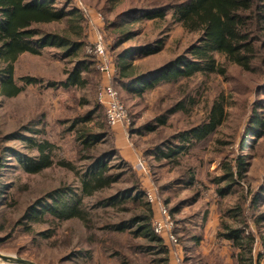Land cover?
Wrapping results in <instances>:
<instances>
[{
    "label": "rangeland",
    "instance_id": "rangeland-1",
    "mask_svg": "<svg viewBox=\"0 0 264 264\" xmlns=\"http://www.w3.org/2000/svg\"><path fill=\"white\" fill-rule=\"evenodd\" d=\"M112 1L114 3L121 1L125 4L144 2V0ZM73 2L81 7L87 20V23L82 24L84 26L82 48L68 56L63 55V50L58 47H45L37 55L28 52L20 54L13 62L15 82L23 85L19 78L24 75L35 76L41 82L35 85H24L22 91L12 97L0 94V152L5 147H12L25 155L35 154L34 149L27 147L22 140L8 137L11 134L31 135L26 132V129L32 127L41 131L42 138L54 144L53 157L57 162L40 173L29 174L22 172L13 156L6 155L5 162L9 168L4 169L3 182L6 185L13 182L18 187L15 198L20 204L34 202L35 198L63 184L77 186L74 191L80 193L78 187L81 183L77 175L86 178L87 169H91L87 166L89 157L103 155L104 151L114 152V155H109L105 161L108 172L114 174L116 181L93 192L92 195L83 197V206L86 209L88 207L91 212L92 228L90 229L95 233L96 240L88 242V232L82 222L72 219L61 224L56 235L50 240L39 237V243L34 245L27 236H24L22 239L14 240L8 246L13 248L28 244L33 254L39 255L44 261L52 264H164L162 259L168 257V253L163 252V246H166L165 233L159 234L153 229L152 219L159 213L157 204H146L145 192L149 188L155 192L156 199L169 211L171 230L176 235L180 246L175 250L182 264H223L219 259L210 263L216 258L212 252L207 255V258H212L210 262L203 256L202 239L204 235H208L204 229L210 231L214 227V235H216L217 228V234L227 231L222 222L228 223L233 228L240 227L241 213L233 209L237 199L243 194L247 195L249 200L252 193L257 192L260 186H264V136L250 137L243 146L244 149L238 148L245 128V111L241 110L240 102L236 100L235 90H243L256 78L240 72L237 66L225 61L222 54L214 53L218 62H227L232 78L215 73H199L190 78L163 80L153 89L144 92L142 97L131 95L122 100L127 109L129 122L119 126L118 134L119 128L107 125L103 114L100 113L101 116H99L96 112L89 118V112L98 103L97 94L102 85L99 71L95 69L98 72L95 87L93 81L89 79L83 87L72 86L69 89H61L59 81L67 76L76 62L85 58L93 59L88 49L93 47V41L99 33L110 63L114 65L116 64L115 53L119 49L130 46L135 51L146 42L162 39L164 46L161 51L144 57L132 56L134 58L131 61L133 65L131 68H135L138 72L156 68L182 53L197 35L186 32L179 23L174 22L171 17L172 12L168 10L163 19L138 16L129 25L134 35L118 44V34L106 29L101 11L81 0H73ZM109 4L111 5L110 2ZM78 25L79 21L70 19L45 24L43 27L60 31L63 29L74 37ZM112 47L117 48L112 50ZM52 81L55 85L48 87V83ZM255 94L256 91L246 97L249 104L253 101ZM221 96L224 117L214 132L183 154L179 159V165L164 159L155 160L150 149L156 140L198 124L206 118L212 103ZM182 97H186L183 102L188 110L168 113V108L175 105ZM163 115L166 117L164 124L157 119ZM147 124H154L155 130L147 131L145 129ZM82 130L94 133L107 130L108 134L93 142L89 148H83L81 139L77 136V132ZM233 152L235 155H246L245 170L240 173L238 183L234 184V190L230 192L225 190L224 194L219 196L216 194L215 185L209 179L221 173L218 169L220 158H223L225 154L231 157ZM138 158L147 164L148 174H138L139 170L136 167ZM61 159L71 161L74 168L70 170L57 164ZM182 169L194 174L196 183L193 187L185 186V183L178 179ZM130 170L133 171L134 178L144 191V195L138 202L136 204L128 202L125 206L123 204L97 205L101 197L131 185L133 178ZM122 171L124 174L120 175ZM219 187L224 188L225 185L222 183ZM195 193L198 196L191 200ZM149 207L152 232L161 237V240H156L150 232L145 230L135 232L138 225L146 222L145 218L129 223L130 217L149 214ZM18 209L16 212H10V207L7 211L8 215L14 216L18 213ZM263 209L264 196L260 200L259 211ZM245 215L248 222L245 232H252L255 235L254 246L250 253L253 258L258 252L264 253V218L254 221L250 209L244 212ZM123 220L128 222L124 230L117 229L116 226L106 227L107 223L124 227L121 226ZM40 226L44 228L46 224ZM195 237L200 238L194 240ZM216 238V245H226V239ZM12 248H0V251L17 254L15 248ZM87 248L91 250L90 257L79 256L62 261L67 254ZM225 248L227 253L224 255L226 256L224 263L233 264V257H230V254L234 248L232 247L231 250V247L227 245ZM245 255L249 256L248 253ZM19 256L27 258L24 255ZM261 262H264V256ZM0 264L3 263L0 262ZM43 264L46 263L43 262Z\"/></svg>",
    "mask_w": 264,
    "mask_h": 264
},
{
    "label": "trees",
    "instance_id": "trees-1",
    "mask_svg": "<svg viewBox=\"0 0 264 264\" xmlns=\"http://www.w3.org/2000/svg\"><path fill=\"white\" fill-rule=\"evenodd\" d=\"M81 1L95 6L101 11L106 29L118 34V44L127 41L134 35V32L129 29V25L138 16L163 19L168 10L172 12L171 17L174 22L179 23L186 32L197 35L196 39L182 53L175 55L162 65L144 72H138L135 68H131L133 66L131 61L134 58L132 56L144 57L161 51L164 46L162 39L146 42L135 51L130 46L119 49L115 53L116 64L113 65L116 67V72L112 79V85L118 89L121 101L131 95L142 97L144 92L153 89L163 80L190 78L199 73H215L232 78L233 75L227 68L228 62L237 66L240 72L256 78L243 90H235L236 100L240 102L241 110L245 111V128L238 148L244 149L243 146L250 137L264 136V0H166L164 2L162 0H144L141 4L132 2L125 4L121 1L114 3L112 0ZM70 19L79 21L74 37L63 29L60 31L43 27L45 24L59 23L62 20ZM84 23H87L86 17L81 7L76 6L73 0H0V94L12 97L20 93L24 85H35L41 82L39 78L29 75L19 78L23 85H18L15 82L13 62L20 54L28 52L37 55L45 47H58L63 50V55L68 56L75 54L77 49H81L84 45V26L82 25ZM116 48L112 47V50ZM214 53L222 54L227 62H218ZM93 66L94 61L90 58L76 62L68 71L67 76L59 81V87L61 89H69L72 86L80 88L85 86L89 79L93 81L95 87L98 72ZM101 79L103 80L102 75ZM54 85V81L48 83V87ZM254 91H256L255 97L249 104L246 97ZM185 99L186 97H182L175 105L170 106L168 113L179 110L186 112L188 109L183 102ZM96 112L99 116L101 114L105 116L103 106L99 102L89 112V118ZM223 117V98L221 96L212 103L210 112L198 124L177 133L164 135L160 140L152 143L151 155L155 160L164 159L179 165V159L183 154L214 132ZM157 119L162 124L166 122L164 115ZM145 129L154 131L155 125L147 124ZM26 132L31 135L11 134L8 137L22 140L27 147L34 149L35 154L25 155L12 147H5L0 152V248H12L8 245L24 236H27L34 245L39 243V237L43 240H50L56 235L61 224L72 219L82 222L88 232V242L96 240L95 233L90 229L92 228L90 209L83 206L82 200L84 196L92 195L93 192L116 181L114 174L108 172L105 161V158L114 155V152L104 151L103 155L89 157L87 166L91 169H87L86 178L77 175L81 183L78 187L80 193L74 191L77 186L63 184L48 191L45 195L35 198L34 202L20 204L15 198L18 187L13 182L7 185L3 182L4 169L9 168L5 162L6 155L13 156L15 162L19 163L22 172L29 174L40 173L57 162L53 157L54 144L42 138L41 131L27 127ZM105 134H108L107 130L102 133L85 132V130L77 132L83 148H89L93 142L100 140ZM245 156V154L235 155L233 152L231 157L225 154L223 158H220L218 169L221 170V173L209 179L215 185L216 194L222 196L225 190L227 192L234 190V184L238 183L240 173L245 170ZM57 164L70 170L74 168L72 162L65 159L59 160ZM130 172L133 178L131 185L101 197L97 205L123 204L125 206L128 202L136 204L144 195V191L134 178L133 171L130 170ZM121 174H124L123 171ZM178 179L182 180L185 186L193 187L196 183L194 174L183 169L180 171ZM222 183L225 185L224 188L219 187ZM197 196L195 193L191 200ZM262 196H264L263 185L257 192L252 193L249 200L247 195L239 196L233 209L241 213L240 227L233 228L228 223L222 222L227 231L217 234L218 228L216 229L215 236L223 237L227 240L225 242L227 246L231 247V250L232 247L234 248L230 254V257H233V264H264L261 262L264 253L258 252L257 256H253V258L250 255L255 235L252 232H245L248 222L246 215L244 216V212L250 209L254 221L264 218V209L259 211ZM146 204L150 205V202L146 201ZM10 207V212H16L19 208L18 213L9 216L7 211ZM149 212V214L143 215L144 217H130L129 223H135L140 218H145L146 222L138 225L135 232L145 230L150 232L156 240H161V237L152 232L150 207ZM121 223V226L124 227H118L115 223H107L106 227L116 226L117 229L124 230L125 224L128 222L123 220ZM43 224H46V227L40 226ZM199 238L195 237L194 240ZM164 240L166 242L165 238ZM166 246H163V252L167 254ZM13 248L17 254L24 255L37 264H43V262L52 264L44 261L39 255L33 254L28 244ZM247 253L248 257L245 255ZM91 254L89 248L78 249L64 256L62 261L79 256L90 257ZM166 258L162 259L164 264ZM216 259L222 260L225 264L226 256L217 255Z\"/></svg>",
    "mask_w": 264,
    "mask_h": 264
},
{
    "label": "built area",
    "instance_id": "built-area-1",
    "mask_svg": "<svg viewBox=\"0 0 264 264\" xmlns=\"http://www.w3.org/2000/svg\"><path fill=\"white\" fill-rule=\"evenodd\" d=\"M88 52L93 56L94 66L103 77L102 85L97 94V100L103 106L107 125L110 127L126 125L129 122L127 109L120 99V94L112 85L116 67L110 63L100 33L93 41V47L89 48ZM136 167L139 170V174H148V166L142 159L138 158ZM145 196L148 202L157 204L158 206L159 214L152 219V225L155 232L159 234L165 233L168 246V257L166 258L165 264H182L181 258L175 250L180 246L176 235L171 230L172 222L168 209L156 199L155 192L152 189L148 188Z\"/></svg>",
    "mask_w": 264,
    "mask_h": 264
},
{
    "label": "crops",
    "instance_id": "crops-1",
    "mask_svg": "<svg viewBox=\"0 0 264 264\" xmlns=\"http://www.w3.org/2000/svg\"><path fill=\"white\" fill-rule=\"evenodd\" d=\"M117 128V127H116ZM118 128L119 129H117V132H118V134H119V130H120V127L118 126ZM205 231L204 232H206V235H207V233H208V235L207 236H205L204 235V238H203V236H202V247H204V248H202V254L204 255V257L208 260L209 258H207V255L209 254V252H212V254L216 257L217 255H225L226 253H227V248H225L226 247V245H223V246H219V245H216L217 243H216V236L214 235V232H215V229H214V227H212L211 229H210V231L209 230H206V229H204ZM206 245V246H205ZM217 247H218V249H217ZM214 250V251H213ZM212 259V258H211ZM211 259H209L208 261L210 262L211 261ZM215 261V258H214V260L212 261V262H210V263H213ZM228 261H230L229 259H228Z\"/></svg>",
    "mask_w": 264,
    "mask_h": 264
},
{
    "label": "water",
    "instance_id": "water-1",
    "mask_svg": "<svg viewBox=\"0 0 264 264\" xmlns=\"http://www.w3.org/2000/svg\"><path fill=\"white\" fill-rule=\"evenodd\" d=\"M0 262L3 264H37L33 260L19 256L17 254L5 253L0 251Z\"/></svg>",
    "mask_w": 264,
    "mask_h": 264
}]
</instances>
